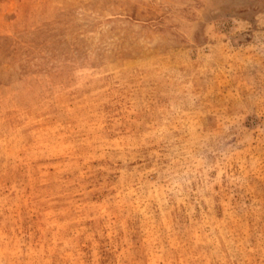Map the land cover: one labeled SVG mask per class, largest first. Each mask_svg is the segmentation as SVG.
Wrapping results in <instances>:
<instances>
[{
    "label": "rangeland",
    "instance_id": "obj_1",
    "mask_svg": "<svg viewBox=\"0 0 264 264\" xmlns=\"http://www.w3.org/2000/svg\"><path fill=\"white\" fill-rule=\"evenodd\" d=\"M0 264H264V0H0Z\"/></svg>",
    "mask_w": 264,
    "mask_h": 264
}]
</instances>
